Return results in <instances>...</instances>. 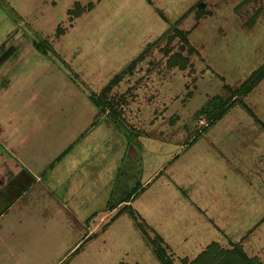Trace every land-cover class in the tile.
I'll use <instances>...</instances> for the list:
<instances>
[{"label": "rangeland", "instance_id": "374dc122", "mask_svg": "<svg viewBox=\"0 0 264 264\" xmlns=\"http://www.w3.org/2000/svg\"><path fill=\"white\" fill-rule=\"evenodd\" d=\"M199 1L0 0V264H161L155 236L175 264L212 242L264 264V78L197 116L264 62V0ZM148 47L100 98L114 124L90 97Z\"/></svg>", "mask_w": 264, "mask_h": 264}, {"label": "trees", "instance_id": "16d2710c", "mask_svg": "<svg viewBox=\"0 0 264 264\" xmlns=\"http://www.w3.org/2000/svg\"><path fill=\"white\" fill-rule=\"evenodd\" d=\"M248 1V0H246ZM75 7L68 11L70 16H80L82 12V8L79 4H75ZM193 9H198L199 13L197 14V19L199 18L200 14L204 12L205 6L203 3V0H200L198 3H196L194 6L190 8L189 11H192ZM255 19V17L252 18V21ZM174 34L177 35V37L180 38V40L187 44V33L175 30ZM166 33H164V36ZM163 36V37H164ZM159 38L156 40L154 44H156L159 40L163 39ZM153 45V44H152ZM37 49H43V51L46 53L47 46L43 44V42H39L38 44L33 45ZM181 50L184 49L183 46L180 47ZM150 47L146 48L144 51H142L130 64L122 70L120 73L115 75L108 83L104 86L102 91L100 92L98 97L89 95L90 99L93 100L98 105H101V108L103 110L107 109V116L110 118L112 123L114 124H121L123 120L120 118V110H117L116 102L106 101L102 99H106L107 95L111 92L114 86L118 85L120 81L123 79V77L126 74H130L133 69L136 67L137 63L141 62L144 57L146 56V53L149 51ZM188 64L187 57H183L181 53H175L171 55L167 61L168 67H173L175 65H179L181 69H184L186 65ZM264 78V62L262 65H260L256 70H254L246 80H244L239 87H237L232 94V97L227 98L225 103H222L218 109L219 111L214 115V117H211L208 115L207 112H200L197 114L198 117H205L206 119V125L202 126L204 129L209 128L215 121H218L225 113L228 106H230L235 101V96H246L262 79ZM224 88L230 89L229 86L225 85ZM100 98H102L100 100ZM197 117V118H198ZM67 151V150H66ZM63 152L64 153L66 152ZM62 154L56 158V161H59ZM139 185L136 184L124 197V202H129V199H132L133 196L137 195V189ZM129 206V205H128ZM146 233V231H144ZM91 238L88 237L84 241V243H87ZM163 240L159 236H155V238L150 239V245L152 246L154 253L157 257V259L160 261L161 264H175L173 260L171 259V256L167 253L166 248L162 245ZM82 246V245H81ZM80 246V247H81ZM182 264H258V262L255 259L249 258L242 250L239 245H234L230 250L221 249L219 245L216 242L210 243L201 253H199L194 259L188 260L187 258L181 259Z\"/></svg>", "mask_w": 264, "mask_h": 264}, {"label": "crops", "instance_id": "0c3cea01", "mask_svg": "<svg viewBox=\"0 0 264 264\" xmlns=\"http://www.w3.org/2000/svg\"><path fill=\"white\" fill-rule=\"evenodd\" d=\"M25 180V179H24ZM137 184V182H135V184L132 186V187H130L129 189H127L126 191H124V192H122L120 195L119 194H117V195H119V199H117L118 201H119V204L120 203H124L125 205H126V203L127 202H124L123 201V197L135 186ZM15 189V188H14ZM13 189V190H14ZM16 191H17V189H16ZM15 192V191H14ZM11 194H13V193H11ZM114 194H116V190H115V193ZM15 195H17V196H19V192L17 191L13 196H15ZM13 198V197H12ZM130 200V199H129ZM2 200H1V194H0V214L2 213ZM127 206V205H126ZM111 207V206H110Z\"/></svg>", "mask_w": 264, "mask_h": 264}]
</instances>
